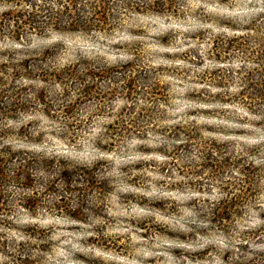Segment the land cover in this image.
<instances>
[{
    "label": "rangeland",
    "instance_id": "obj_1",
    "mask_svg": "<svg viewBox=\"0 0 264 264\" xmlns=\"http://www.w3.org/2000/svg\"><path fill=\"white\" fill-rule=\"evenodd\" d=\"M30 1L0 0V152L100 175L55 194L31 170L39 204L3 184L0 264H264V116L247 106L264 85V0H138L106 28L45 33L25 26ZM53 44L51 68L100 75L90 90L17 73Z\"/></svg>",
    "mask_w": 264,
    "mask_h": 264
},
{
    "label": "trees",
    "instance_id": "obj_2",
    "mask_svg": "<svg viewBox=\"0 0 264 264\" xmlns=\"http://www.w3.org/2000/svg\"><path fill=\"white\" fill-rule=\"evenodd\" d=\"M45 1V3H44ZM38 0L37 1H30V4L28 5V9L24 12L23 15H25V26L27 25L28 29L34 30L36 33H45L48 31V29H58L60 31H64L67 29L71 30H77L84 27H96L98 29L106 28L105 24H109L110 17L113 16L118 11H123V9L129 8L131 6H134L138 0ZM38 8V9H37ZM41 8V9H40ZM43 8H46L43 9ZM30 9V10H29ZM109 15H111L109 17ZM17 31H19L17 29ZM24 36V35H23ZM15 39L14 42L19 43L21 47H24L25 44L21 41L24 37L22 35L18 34L17 37H13ZM17 40V41H16ZM51 48V49H49ZM56 48V44H53L52 46L49 45L45 48L44 46H40L35 50L31 51V54L33 55L34 59H30V57L27 56H21V61L18 62V69L17 73H19L22 70L29 69V72L35 73L37 75L38 79H40L42 82H48L49 77L54 78L61 84V85H67L70 83V81L76 79L77 81L79 78H84L86 76V80H88V86L89 90L92 88L91 85L95 84V81L100 78V75L98 74H82V73H74L73 72V64H70L69 66H66L64 69H54L51 68V63L48 62V59L56 52L54 51ZM28 53H24L23 55H27ZM82 63L85 65L91 64L90 60L87 58H83ZM24 68V69H23ZM27 68V69H26ZM67 70H70L71 72H66ZM3 73L2 76H0V85L5 84L6 81L4 79L5 74L7 73L4 71H0V73ZM54 72V74L52 73ZM21 76V75H18ZM18 76L15 77V80L18 78ZM28 77V76H26ZM30 78V77H28ZM93 83V84H91ZM21 87L25 88L26 85L22 83L21 85H17V87H14L15 89L12 91V89L9 87V89L12 91L13 94L11 95H17L16 99H18L17 103H21L23 101V96H18L17 92H14L16 89H21ZM1 88V87H0ZM1 91H4V89H1ZM24 91V90H23ZM85 91V90H84ZM83 91V92H84ZM245 91H243V94H245ZM5 92V91H4ZM82 92V93H83ZM26 94V93H25ZM39 94V92H38ZM29 95V93H28ZM255 97L249 101H247L248 108L253 110H257V113L263 112L264 116V85H260V87L257 88L256 93H254ZM32 97H38L36 94ZM31 97V98H32ZM21 98V99H20ZM20 99V101H19ZM39 100L40 97L38 98ZM31 100V99H29ZM28 101V100H24ZM69 106H67L68 108ZM71 108H75V104H71ZM262 111V112H261ZM59 117L56 118L58 120ZM62 119V122L65 124V126H68V122L71 126L74 122V120H77L76 118H72L69 115L60 117ZM69 126V131H70ZM65 128V127H64ZM105 134V133H103ZM115 133H111L112 137ZM75 136V133L73 134ZM71 135V136H73ZM106 135V134H105ZM110 135V134H109ZM121 138L119 132L114 137ZM109 137L111 139L110 143L115 144L116 139L113 137ZM100 143V141H98ZM9 152L11 153L9 157L6 156V152H0V203L5 200V193L3 192V184H5L7 181L12 180L14 184L25 190L32 189V193H27L25 191L24 193V200L26 202H34V203H41L42 198V192L39 189L34 188V178L33 173L36 174V176H40L43 174V172H48L49 177L53 176L52 179L49 180L51 182L46 190L44 191H53L55 194L59 192L60 188H58L60 180L65 181V185L67 186L64 188H61V191L64 192V190L72 191H78L80 193V188L77 186H73V181L77 182H95L96 179H98V176L100 175V172L93 169H87L84 166L80 168V170H72L70 171L66 165H63V160H60L56 157H37V156H28L27 154H16L13 151V145L9 146ZM58 159V160H57ZM46 160V162H44ZM56 160L58 161L56 163ZM59 166L57 167L58 170H56L53 166ZM8 166V168H7ZM12 167V169H11ZM32 170V171H31ZM37 179V177L35 178ZM87 187V186H86ZM84 189V187H82ZM43 191V192H44ZM65 193V192H64ZM65 195H62V199ZM70 199L69 203H71L70 195L68 197ZM80 203V201H77ZM2 213V212H0ZM78 214L77 211H73L71 215L77 218ZM212 215L209 214V216H212L215 220L219 217V214L217 210L212 211ZM210 222V220H209ZM261 250L256 251V254H259ZM14 256V255H12ZM32 260L31 255L26 256L24 259H22V264H29Z\"/></svg>",
    "mask_w": 264,
    "mask_h": 264
}]
</instances>
